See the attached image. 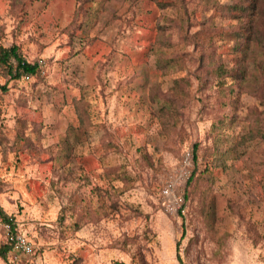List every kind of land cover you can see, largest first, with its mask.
Instances as JSON below:
<instances>
[{"label": "rangeland", "instance_id": "1", "mask_svg": "<svg viewBox=\"0 0 264 264\" xmlns=\"http://www.w3.org/2000/svg\"><path fill=\"white\" fill-rule=\"evenodd\" d=\"M212 1L0 0V47L38 66L11 80L0 65L1 211L34 247L0 264H264V144L204 169L264 131V77L224 78L222 96L216 69L244 43L238 0Z\"/></svg>", "mask_w": 264, "mask_h": 264}, {"label": "trees", "instance_id": "2", "mask_svg": "<svg viewBox=\"0 0 264 264\" xmlns=\"http://www.w3.org/2000/svg\"><path fill=\"white\" fill-rule=\"evenodd\" d=\"M202 2L206 7L213 6L214 4L212 0H202ZM158 5L162 7L167 6L166 2H158ZM234 9L239 14L238 20L240 28L242 29L237 35H239L238 37L240 40H243L242 43H244L241 50L243 62L234 69H226L223 66L216 69V77L219 81V88L223 97L225 96L223 89L225 84L224 78H230L234 83L237 81L244 84L249 82L251 86L258 88L264 77V0H238V3L234 5ZM248 60L253 61L255 65L251 69V63H249ZM176 62V60H166L160 62V65L164 68H169ZM0 65L3 66V69L11 80H16L26 75L33 76L38 71L37 64L27 62L22 56L19 47L15 45L0 47ZM0 89L5 90L4 87H0ZM76 104V112L79 117V126L77 129L84 131L87 128V109L79 106L80 101L76 102ZM172 104L174 105V103ZM222 128H224L223 120L219 121L217 124H213V129L216 130L217 133H220ZM255 141L264 144V131L260 127L253 128L247 133L238 136L232 145L225 149L219 157L206 159L204 169L208 170V168L211 167L227 168L226 163L228 160L240 158L244 148ZM192 159L197 161L195 147L193 149ZM194 175L195 172L193 171L188 178V183L192 181ZM1 210L2 208H0V214L3 216V220L10 222L11 219H9V216L2 213ZM11 224L14 231L13 222ZM12 250V244L6 241L5 244L0 245V258L6 261V255Z\"/></svg>", "mask_w": 264, "mask_h": 264}, {"label": "built area", "instance_id": "3", "mask_svg": "<svg viewBox=\"0 0 264 264\" xmlns=\"http://www.w3.org/2000/svg\"><path fill=\"white\" fill-rule=\"evenodd\" d=\"M28 78V75L25 76ZM189 157L186 156L184 158L183 164L184 167L189 164ZM185 174V172H184ZM161 199L170 211L178 212L183 210V197L179 193H175L174 183L172 181H168L160 191ZM1 208V205H0ZM3 227L6 230L7 241L12 244L13 251L16 254L29 256L33 253V244L32 242L25 236L20 233H16L13 231V227L10 222L5 220L2 221Z\"/></svg>", "mask_w": 264, "mask_h": 264}]
</instances>
